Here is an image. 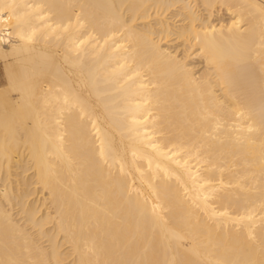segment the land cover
<instances>
[{"label":"bare ground","instance_id":"1","mask_svg":"<svg viewBox=\"0 0 264 264\" xmlns=\"http://www.w3.org/2000/svg\"><path fill=\"white\" fill-rule=\"evenodd\" d=\"M0 264H264V0H0Z\"/></svg>","mask_w":264,"mask_h":264},{"label":"rangeland","instance_id":"2","mask_svg":"<svg viewBox=\"0 0 264 264\" xmlns=\"http://www.w3.org/2000/svg\"><path fill=\"white\" fill-rule=\"evenodd\" d=\"M1 66H0V81H2V76H1ZM1 83V82H0Z\"/></svg>","mask_w":264,"mask_h":264}]
</instances>
